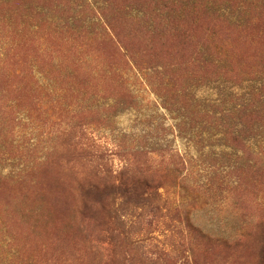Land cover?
<instances>
[{"label":"rangeland","instance_id":"obj_1","mask_svg":"<svg viewBox=\"0 0 264 264\" xmlns=\"http://www.w3.org/2000/svg\"><path fill=\"white\" fill-rule=\"evenodd\" d=\"M0 264H264V0H0Z\"/></svg>","mask_w":264,"mask_h":264},{"label":"trees","instance_id":"obj_2","mask_svg":"<svg viewBox=\"0 0 264 264\" xmlns=\"http://www.w3.org/2000/svg\"><path fill=\"white\" fill-rule=\"evenodd\" d=\"M123 177H124L123 175L120 176V178H123ZM141 180H142L141 185H147L148 184V181H147L145 176ZM113 185H115V184L113 183ZM107 188L108 187L106 185L102 186V189H100V186H98V185H96L94 187V189H93L94 194H96V192L99 193V195L96 198L97 202H99V203L103 202V200H106L108 198V195L110 196L112 193H113L114 196L116 194H121V193H122L121 195H124L128 191V188L124 189V185L122 184V182L117 184L116 186H113V188L120 189L121 192H118L119 190L109 189V191H110V193H109ZM136 192H135V196L137 198H135L136 199L135 202L141 203V200L143 199V197L140 195L141 193H136Z\"/></svg>","mask_w":264,"mask_h":264}]
</instances>
